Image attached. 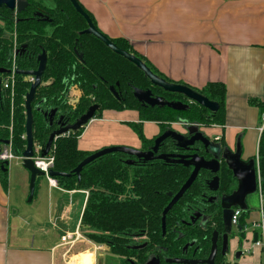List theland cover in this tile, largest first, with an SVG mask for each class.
Wrapping results in <instances>:
<instances>
[{
	"label": "trees",
	"instance_id": "1",
	"mask_svg": "<svg viewBox=\"0 0 264 264\" xmlns=\"http://www.w3.org/2000/svg\"><path fill=\"white\" fill-rule=\"evenodd\" d=\"M25 1L28 6L21 12L6 8L0 10V68L36 70L38 56L43 51L47 53L42 84L37 88L33 102L35 145L42 147L46 144L60 116L63 122L70 124L95 103L100 105L101 111H138L141 121L130 125L145 147L153 141L144 134L143 121H156L162 129L172 128L173 123L179 121L206 126L225 124L227 89L223 82H209L202 88H195L219 103L216 113L197 103H191L187 111H177L168 106H145L134 97V88L151 89L155 95L164 96L167 100H176L175 97L180 95L154 87L134 63L112 51L100 39L82 33L88 24L69 0ZM81 6L96 25L93 15ZM39 12L41 17L37 16ZM111 39L119 48L144 60L154 73L166 78L128 40ZM10 75L0 74V139L10 140L14 155L21 157L27 144L25 94L33 77L15 74L16 82L11 90L5 88L3 82ZM110 86H114L119 97H115ZM72 87L82 92L76 105L69 101ZM249 102L258 108L261 120L264 100L250 98ZM53 109H57V113L51 126L45 112ZM82 132L83 129L69 132L55 140L49 152L54 156L53 170L72 173L93 153L79 148L78 137ZM257 155L264 195V129ZM124 157L119 152L101 156L84 166L80 179L75 173L56 177L59 185L67 190L88 191L80 222L82 233L96 244L107 245L119 257L120 264H146L152 255L160 258L161 264H176L165 259L192 256L195 249V257L205 259L210 253L213 230H222L220 205L211 211L215 228L184 225L181 218H187L190 212L197 210L200 200L209 195L206 184L203 189L200 177L192 184L167 214L166 234L163 235L162 212L170 201L168 193L178 192L189 177L191 168L160 160L129 165ZM2 163L0 161V165ZM225 169L220 193L230 194L237 188V181ZM0 176L6 187L8 170L0 168ZM255 194L259 198V192ZM248 198V209L242 212L240 221L243 229L239 233L241 239L246 237L244 227L252 211ZM193 239H196V245L185 252L184 245ZM142 244H146L145 247L135 248ZM216 262L223 264L225 257L218 255Z\"/></svg>",
	"mask_w": 264,
	"mask_h": 264
},
{
	"label": "crops",
	"instance_id": "2",
	"mask_svg": "<svg viewBox=\"0 0 264 264\" xmlns=\"http://www.w3.org/2000/svg\"><path fill=\"white\" fill-rule=\"evenodd\" d=\"M78 1L93 15L99 30L110 38L128 40L167 79L193 88L223 82L225 124L207 130L217 138L222 136L229 147L239 140L243 157L258 161L261 120L249 100H264V0ZM81 95L80 89L71 88V102ZM127 111H132L130 121H141L138 111ZM150 123L159 125L143 121V128ZM16 159L22 161L20 156ZM19 183L16 195L12 177L8 175L5 187L0 176V264H100L104 251L110 250L107 245L88 238L74 246L61 245V236L74 231L73 223L82 218L86 191L67 190L58 182L53 186L44 175L36 180L32 201H22L30 186V172H23ZM258 218L259 211H251L246 225ZM233 240L236 250L238 236ZM245 240L260 250V261L255 264L262 263L264 251L254 245L251 231ZM246 249L252 253L251 246L246 244L245 253Z\"/></svg>",
	"mask_w": 264,
	"mask_h": 264
},
{
	"label": "water",
	"instance_id": "3",
	"mask_svg": "<svg viewBox=\"0 0 264 264\" xmlns=\"http://www.w3.org/2000/svg\"><path fill=\"white\" fill-rule=\"evenodd\" d=\"M74 6L75 10L84 17L86 20L88 27L82 32L84 34L92 35L98 39H100L104 44H106L112 51L123 56L130 62L134 63L139 69H141L145 76L150 80L153 86L159 87L162 90L178 95H182L187 98L192 103H197L200 106H203L210 110L211 112L216 113L219 109V103L213 100H210L208 97L197 91L195 88L185 84L172 82L167 80L166 78L159 76L154 73L151 68L145 63L144 60L137 57L136 55L119 48L112 39L101 30L97 28V26L92 21L89 14L84 10L78 0H69ZM28 6V2L25 0H0V10L2 8L10 9L16 12H21ZM37 16H42V13H37ZM80 58H82V54H80ZM38 68L36 70L25 71V70H17L16 74L28 75L33 77V81L30 85V88L25 94V109H26V148L23 151L22 163L24 168L30 172V195L28 201H32L34 193L36 180L40 176H44V172L36 167L34 157L36 156L35 152V141H34V133H33V124H34V116H33V102L35 100V94L37 88L42 84V76L46 69L47 65V53L43 51L38 56ZM10 74L11 70L0 68V74ZM111 89L118 96L117 92L114 90L113 86ZM134 97L143 105L147 106H168L177 111H187L190 108L189 103H185L180 100H167L162 96H155L151 89H141L134 88ZM98 104L91 105L87 111L79 116L73 123L66 124L62 122L63 117L61 116L59 120L56 122L58 128L54 129L44 146H42L39 150V156L45 157L49 154L52 145L55 140L62 135H65L69 132H76L81 129H84L94 118L97 110L99 109ZM57 109H53L50 112H45V117L49 119L50 125L53 126V120L56 117ZM184 125H187V129L189 135H185L178 131L168 129L162 135H160L155 140V145L149 151L143 152L141 150H137L127 146H109L105 147L101 150H98L89 156H87L80 164L73 170L72 173H75L78 176V179L81 177V171L90 162L95 159L104 156L109 153L122 152L125 154L136 155L138 158H142L144 160H151L154 158L164 159L170 161L172 163H182L186 166H192L193 171L182 185L180 190L173 195V198L167 205V207L163 211L162 217V227L163 234L166 232V214L172 209V207L181 199V197L189 190L192 184L196 181L198 174L201 169L211 170L212 172H218L219 170V161L217 157L222 155V158L226 161L228 168L233 172V175L237 178L238 187L237 189L230 195H224L221 198V206L223 209V220H224V229L226 233H230L232 229L231 220L233 217V209L239 207L243 211L248 209L247 198L248 196L254 194L258 189V173H257V162L256 158L252 157L249 160H244L242 158V146L240 143L237 144L236 151H232L229 147L222 148L218 143L210 142L209 138L204 136V134L198 131L197 124H190L185 121ZM167 138H172L176 141L177 146L183 149H189L190 146L194 145L197 141H200L204 144V146L208 149V151L216 156L213 160L206 161L204 157L199 156L198 154L192 155H157L155 153L158 151L159 145L162 141ZM10 144V140L0 139V152ZM5 145L4 148L1 146ZM127 163L132 164L133 161L129 160ZM9 162L4 161L0 168L2 170H8ZM72 173H64L57 172L53 169L49 171V175L53 178L58 176H70ZM211 185L214 189H217L218 185V177H215L212 181ZM172 196V193H169ZM238 230H242L241 225H238ZM254 241H257V233L254 234ZM189 244H187L184 248L187 249ZM228 250V240L227 234L224 235V243L222 253L225 254ZM217 254V233L214 234L212 238V247L211 252L208 258L204 260H196V259H187V258H170L166 261L169 263H178V264H215V256ZM241 251L237 252L236 258L240 259ZM147 264H160V260L158 258H152Z\"/></svg>",
	"mask_w": 264,
	"mask_h": 264
},
{
	"label": "flooded vegetation",
	"instance_id": "4",
	"mask_svg": "<svg viewBox=\"0 0 264 264\" xmlns=\"http://www.w3.org/2000/svg\"><path fill=\"white\" fill-rule=\"evenodd\" d=\"M39 63V62H38ZM33 81V80H32ZM152 85V84H151ZM156 87V86H154ZM114 88V86H113ZM159 88V87H157ZM110 89H111V86H110ZM161 89V88H160ZM115 90V88H114ZM134 90V89H133ZM71 91V90H70ZM112 93L115 95V93L113 92V90L111 89ZM116 91V90H115ZM117 92V91H116ZM134 92V91H133ZM166 92V91H164ZM118 94V92H117ZM134 94V93H133ZM155 96H161V95H155ZM115 97H119L115 95ZM164 99H166L164 96H162ZM176 100H180V101H183L185 103H189L191 104L192 102H190L187 98H185L184 96L180 95V96H176L175 97ZM69 101L71 102V99H69ZM73 105H76L77 102H71ZM97 104V103H95ZM142 104V103H141ZM99 105V104H98ZM100 106V105H99ZM126 110H134V109H126ZM52 111V110H51ZM103 111H106V110H103ZM101 111L100 107L99 109L97 110L96 112V115L95 117H97L98 115H101V113L103 112ZM116 111V110H114ZM124 111V110H122ZM57 113V112H56ZM61 117V116H60ZM59 117V118H60ZM59 120V119H58ZM57 120V121H58ZM63 122V121H62ZM140 122V121H139ZM184 122L185 121H179V122H175V124L173 123L172 125V128H166V129H162L160 128V132L152 137H148L149 139H152L153 143L147 147L144 146V144L142 143V141L140 140L141 144L139 146H135V147H131V148H134V149H137V150H141L143 152H146V151H149L153 148V146L155 145V140L156 138H158L160 135H162L166 130L168 129H172V130H175V131H178L180 133H183L185 135H189V132H188V129H187V125H184ZM73 123V122H72ZM130 127V123H138V122H135V121H129V122H126ZM198 125V131L202 132L204 134V136H206L207 138H209L210 142L212 143H218L221 145L222 148H225V147H229L227 142L224 140V138L221 136V137H216V136H210V135H207L201 127H204V128H208L209 126H206V125H202V124H197ZM58 128L57 125L55 127V129ZM131 129L135 132V130L131 127ZM143 131H144V128H143ZM136 133V132H135ZM137 134V133H136ZM145 134V133H144ZM138 136V135H137ZM147 137V136H146ZM140 139V138H139ZM240 143L239 140H237V142L235 143V146L234 147H229L232 151H236V148H237V144ZM241 144V143H240ZM129 147V146H127ZM105 148V147H104ZM103 149V148H102ZM101 150V149H100ZM98 151V150H97ZM93 153L96 152V151H92ZM119 153H122V152H119ZM124 157V160L125 162L127 163L129 160H132L133 163L132 164H129V165H133L135 163H140V162H151V161H155V160H160V161H163L165 163H172L170 161H167V160H164V159H158V158H154V159H151V160H144V159H140L138 158L136 155H130V154H125V153H122ZM161 154H165V155H192V154H198L199 156L201 157H204L206 161H210V160H213L214 158H216V156L212 153H210L208 151V149L204 146V144L200 141H197L194 145L190 146L189 149H183L181 147H178L177 146V143L175 140H173L172 138H167L166 140L162 141L159 145V148H158V151L155 153V156L157 155H161ZM242 158L244 160H249L250 158L246 159L243 157V154H242ZM218 161H219V170L218 172H212L211 170H207V169H201L199 174H198V177L197 179L200 177L201 178V181L204 183L202 186V188L204 189V185L206 184V189L209 191V195L206 197V198H202L200 201V205L198 206L197 210H195L194 212H190L188 215H187V218L185 217H182L181 218V224H184V225H198L199 227H201L202 229L205 228L207 225L209 226H212L213 228H215V222H214V219H213V216H212V210L214 209V206L218 207V204L220 205L221 207V210H222V213H221V218H222V230H219V229H216V230H213L212 232V235H211V247H212V238L214 236L215 233H217V254L215 256V264H217L216 262V258L218 255H222L223 257H225V262L223 264H241L240 263V259L243 257L244 255V250L243 248H241V244L243 245L242 241L243 239H241L240 237V232L243 230H238V227L235 228L233 226V223H232V220H231V224H232V229H231V232L230 233H226L225 229H224V220H223V209H222V206H221V198L224 196V195H230V194H223V193H220V186H221V183H222V178L226 172V169L227 168L229 171H230V174L235 178V180L237 181V178L233 175V172L228 168V165L226 164V161L222 158V155H219L217 157ZM177 164H182V163H177ZM185 165V164H183ZM191 168V173L193 171V167L192 166H188ZM190 173V174H191ZM190 176V175H189ZM215 177H218V185H217V189H214L213 186L211 185L212 181L214 180ZM188 179V178H187ZM196 179V180H197ZM185 183V182H184ZM182 187V186H181ZM237 187H238V181H237ZM180 190V189H179ZM178 190V191H179ZM177 193V192H176ZM175 193V194H176ZM172 193V196H170V201L171 199L173 198V195H175ZM182 198V197H181ZM169 201V202H170ZM179 203V201L174 205L176 206L177 204ZM169 204V203H168ZM167 204V205H168ZM174 206L172 207V209L174 208ZM167 207V206H166ZM165 207V208H166ZM164 208V209H165ZM172 209L169 211L171 212ZM233 211L235 208H232ZM164 211V210H163ZM168 212V213H169ZM167 213V214H168ZM167 214H166V217H167ZM162 217H163V212H162ZM242 218V217H241ZM180 223V222H179ZM233 228L236 229V232H237V236H238V248L236 250H234L232 252V254L234 255L233 257L236 258V254L237 252H240L241 251V255H240V259H237L236 261H233V262H230L228 260V254L230 252V241H231V238H234V236L236 235H233ZM162 230H163V227H162ZM257 233V232H256ZM166 234V232H165ZM163 234V235H165ZM227 234V240H228V250L226 251L225 254L222 253V250H223V243H224V235ZM255 234V232H254ZM181 236V235H180ZM246 239V237H245ZM187 249H185L184 247L187 245ZM146 244H142V245H138V246H135V248H142V247H145ZM196 245V239H193L189 242H187L183 249L185 252H188V250L192 247H194ZM195 251L196 249L194 250L192 256H185V257H180V258H187V259H196V260H204V259H198L195 257ZM210 252H211V248H210ZM210 255V253H209ZM209 255L206 257L208 258ZM152 258H158L157 256L155 255H152L149 260L146 262V264L152 259ZM205 258V259H206ZM160 260V264H161V259L158 258ZM167 259H170V258H166L165 261ZM167 262V261H166ZM169 263V262H168ZM178 264V263H176ZM201 264V263H199ZM204 264V263H202Z\"/></svg>",
	"mask_w": 264,
	"mask_h": 264
},
{
	"label": "rangeland",
	"instance_id": "5",
	"mask_svg": "<svg viewBox=\"0 0 264 264\" xmlns=\"http://www.w3.org/2000/svg\"><path fill=\"white\" fill-rule=\"evenodd\" d=\"M132 111H125L122 112H116V111H110L106 110L101 113V115H98V119L96 121H91L84 129L83 132L79 138V146L84 149H90L91 151H97L104 147L109 146H129V147H137L138 146V137L137 134L131 129V127L125 122L133 120L131 117ZM95 117V118H97ZM100 117V118H99ZM119 119L118 121H115L114 119ZM202 130L207 135H212L213 133L209 130H207L204 127H201ZM158 129L160 131V126L154 123H150L148 125H145L144 132L147 136H152L153 133ZM8 175L12 177L13 180V186H14V194H19L20 190V183L19 179L23 172H29L27 171L22 161L19 159H11L8 165ZM11 180V179H10ZM29 185V184H28ZM18 200L21 199V196H17ZM29 198V189H27V194L22 197V201H27ZM248 202L250 207L252 208V212H258L260 209V201L258 196L254 193L253 195L249 196ZM28 204V203H27ZM81 220H79L78 223H73L72 228L76 229L80 225ZM236 229L233 228V235H236ZM235 242L233 238H231L230 241V252L228 254V260L230 262L236 261L237 259L233 257L234 255L232 252L234 251L233 247L235 245ZM241 244V248H243L246 244L248 246H251L252 253H244L243 257L240 259V263H247V264H255L260 261V250L256 249L252 246V242H248L243 239ZM109 248V247H108ZM100 264H120L119 257L112 253L110 250L104 251V257L100 259ZM238 261V260H237Z\"/></svg>",
	"mask_w": 264,
	"mask_h": 264
},
{
	"label": "built area",
	"instance_id": "6",
	"mask_svg": "<svg viewBox=\"0 0 264 264\" xmlns=\"http://www.w3.org/2000/svg\"><path fill=\"white\" fill-rule=\"evenodd\" d=\"M16 68L13 67L11 71V75L4 78V86L5 88L13 90L16 78H15V73ZM264 129V113L262 114V119H261V125H260V131L262 132ZM39 145H35V152L36 156L34 157L35 165L37 168H39L41 171L44 172L45 176L47 177L49 183L53 186L57 185V180L56 178H53L49 175V171L53 169V164H54V156L51 155L50 153L45 156V157H40L39 156V150H40ZM17 156L14 155L12 148H11V142L8 146H6L1 152H0V161H8L10 162L11 159L16 158ZM257 173H258V189L257 191L259 192V200H260V209H259V218L257 221H254L250 223V225H246L245 232L251 231V234H254V232H257V241L254 243V245L260 247L264 251V195L263 191L261 189V177L259 173V168H258V161H257ZM87 198H88V191H86ZM242 212L243 210L239 207H236L234 209L233 217H232V223L235 228L240 225L241 217H242ZM87 238L81 231L80 227L78 226L74 231L72 232H66L64 235L61 236V245L62 246H74L77 244L79 241L84 240ZM247 253H249V249L245 250ZM260 264H264V261Z\"/></svg>",
	"mask_w": 264,
	"mask_h": 264
}]
</instances>
